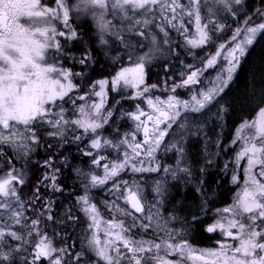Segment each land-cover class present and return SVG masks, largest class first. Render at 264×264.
<instances>
[{
    "label": "snow or ice",
    "instance_id": "6c2138e0",
    "mask_svg": "<svg viewBox=\"0 0 264 264\" xmlns=\"http://www.w3.org/2000/svg\"><path fill=\"white\" fill-rule=\"evenodd\" d=\"M59 9L62 11V20L65 26L69 24L70 9L65 0H56ZM192 4V11L187 12L189 16L195 12L196 21V35L195 39H188L186 43L193 48L200 47L207 43L210 39L208 32V25H201V16L199 15L196 0H190ZM217 3L222 5L223 9L229 12L233 11L232 5H240L242 0H217ZM160 5V11L163 14L165 9H170L172 12V18L168 19V23L176 28L177 31L183 28V24L173 23L178 19H182L180 11H184L179 3V0H171V3H167L166 0H117L116 7H119L120 14L124 18L132 19L128 14L129 7L133 10L143 9L144 14L147 15L152 11L150 6ZM9 5L11 11L7 10L4 6ZM61 11L56 8H45L41 5L40 0H0V33L8 32L13 29V26L21 32L24 30L17 22L19 17H36L45 18L48 27L36 29L46 39H51L50 48H58L59 43L55 42L57 29L53 25V21L61 18ZM167 19V17H165ZM135 24H143L145 27L150 23L149 20L135 21ZM224 25L216 23V31L223 30ZM163 30V29H161ZM264 30V23H261L255 27L246 28L244 39L240 42H236L237 36L240 35L239 29L232 36L233 47L227 49L226 53L221 50L225 49V44H220L219 48L214 56L209 58L205 64V70L213 68L217 63V57L223 55L224 60L227 62V67L217 75L213 83V87L207 90H202L198 94L193 91L190 101H182L177 99L174 95H169L167 101L157 100L155 103L152 100L148 101L149 106L153 110V114L147 115V120L142 121L141 117L145 115L144 112L139 114H130V118L133 121H137L136 131H142L144 140L142 143L137 142L135 136L131 139H125L119 143H114L109 139H103L97 135L96 138L91 140V149H101L103 147L119 148L121 145H126L127 149L131 150V154L126 150L124 153V159L120 163H111L104 167L103 177L97 175H91L90 185L92 187L102 186L106 181L117 177L118 174L124 170L125 167H131L133 173L137 172H156V167L151 166L156 163V153L161 149L164 142L165 135L173 124L177 122V118L181 117L182 112L187 113H200L208 105L212 104L217 97L225 91L230 82L233 80L234 74L237 72L239 65L243 57L245 56L248 47L251 46L256 39L257 35ZM187 30L185 29V32ZM75 32L71 33V37L75 36ZM60 36H64V32H59ZM70 37V38H71ZM4 41L0 38V61H7L13 69L17 68V65L10 57L3 53L2 45ZM33 43H38L33 41ZM43 47V45H40ZM37 54H39L37 52ZM131 59V57H130ZM30 62V61H29ZM145 63L137 62L132 68H123L117 72L115 77L111 80V87L115 89L120 83L125 86L137 89L140 85L144 84V72ZM32 67L36 69V75L41 79L38 82H34L30 89L26 90V95L21 99V102L15 107L14 110H5L0 112V126L2 128H11V133L6 136L3 132H0V143H11L15 148L19 149L21 146L17 143V137L21 138L24 142L23 146L27 147V142L30 140L33 144L39 143L38 132L32 131L31 127H28L26 131L30 134L25 137L23 133L16 131L17 124H23L26 126L32 125L37 120L43 121L48 109L45 107L52 101L57 99L63 100L69 95V93L75 88L72 80L70 79V73L64 70H58L51 65L41 67L40 65L32 64ZM59 72V76H62L64 81L60 79H48L45 78V73ZM202 74L200 70L192 71L182 84L176 85L173 88L188 87L196 85L199 82V76ZM15 76V74H14ZM4 77H0L2 80ZM109 81L100 80L97 82L100 90L95 91L94 95L100 98L99 103L91 105L87 104V100L90 96H80L79 100L84 103L81 104L78 111L80 118L76 120H67L64 116L63 109L57 114L58 118L55 120L47 121L48 124L53 127L54 131L49 133L50 136H60L63 138L65 131L68 127L75 126L77 128L84 129L85 132L96 133L101 127L103 122H107L110 112L106 116H101L100 112L105 102L106 92L105 88ZM155 87V85H153ZM149 91L148 87H144L142 92H137V95H142ZM227 109H221L222 113ZM99 117V120L97 119ZM187 119V115L184 116ZM152 122V127H148V122ZM15 122V123H10ZM165 124V128H161L160 125ZM180 127H184L181 123ZM244 129H247V134H244ZM238 135L234 138L233 143L237 140L243 142L241 150L236 155V164L239 166V162L243 159H247V165L244 168V185L240 192L236 194L233 204L225 207L222 210H217L216 215L220 216V219L208 226L206 231L213 233L217 230L225 237H229L234 241H238V244L233 247L229 243H222L218 250H205L200 257H196L198 260H204L205 257L211 259L205 260V264H264V182L257 179V176L253 173V170L259 166V176L264 177V108L260 109L258 119L249 124L245 122L237 130ZM74 140L79 141L81 136H74ZM164 151H174L177 154V162L175 168H165L164 171L171 173L173 178H177V173H189V168L181 167L182 159L185 155V148L180 143H173L171 146L164 148ZM85 155H92L91 151L85 152ZM103 159V157H101ZM100 161L93 158L92 163L98 164ZM148 163V167L142 166ZM44 166L52 169V172L45 177V181L50 180L52 183L48 185L53 192H62L63 188L58 184V170L55 169L52 160H45ZM227 170V165H225ZM79 171V170H77ZM237 182V176L233 174L232 183ZM26 181L24 174L17 169H13L12 172L7 174V178L0 179V264H10L13 252L23 251V245L31 243V237L35 233L38 237L33 247L32 260L26 262V264H37V261L41 258L47 259L48 264H93L92 261L85 259L83 251L74 253L69 257L68 247H62L57 249L53 246L51 238L47 237L41 229L37 228V225L41 224L42 219L53 223H65V220L56 221L52 215L53 202L48 199L43 204L39 205L40 210L37 211L36 205L43 198L39 194V189H36L34 195L30 198V203L33 205V211L36 213L35 218L31 219V223L28 224V218L25 215V202L18 195V189L16 184L23 186ZM43 183V182H40ZM120 184L125 186L127 194L124 196L125 202L135 209L137 213L143 212L142 199L143 194L139 189V186L133 182L132 187L128 186V182L122 181ZM120 184L114 185V190L119 192ZM156 192L160 193L161 189L157 184ZM77 204L81 206V211L85 214V217L90 221L89 230L98 228L99 219L98 212L94 205L89 203L87 195L78 197ZM122 211V209H117ZM7 215V220L4 219ZM66 220L75 225L78 221L77 218L71 215L70 210L66 211ZM144 219L150 222L159 223V213L149 214ZM194 219H198L194 217ZM136 217H133V226H135ZM151 224H140L141 228H148ZM23 229L24 231H17L16 229ZM111 229H118L115 233H112ZM235 230V232L233 231ZM127 229L124 228L122 223H111L109 225V231L106 235L113 237L112 239L105 240L103 243L97 236L95 231H92L91 237L88 239V248L94 253V255L104 262V264H122V252L120 248L116 247L115 241H120L123 248L127 250L130 256L127 257L128 264H146L148 257L144 256L145 253H150L153 248L159 250L161 247L165 251L173 250L180 255H188L192 258L191 254L193 250L185 243H167L153 244L151 241L144 240H132L126 236ZM11 238L14 241H21V245L15 249L9 247V250L4 251V245L7 244V239ZM115 253L112 255L111 253ZM69 257V259H65ZM157 264H174L172 261L165 260L163 257H153ZM25 264V262H22ZM179 264V262H175Z\"/></svg>",
    "mask_w": 264,
    "mask_h": 264
},
{
    "label": "rangeland",
    "instance_id": "374dc122",
    "mask_svg": "<svg viewBox=\"0 0 264 264\" xmlns=\"http://www.w3.org/2000/svg\"><path fill=\"white\" fill-rule=\"evenodd\" d=\"M200 1V0H197ZM246 1V0H244ZM167 3H171V0H166ZM180 5L182 6V9L184 11L178 10L180 13V16L182 19H178L176 21H173V23L177 24H183V28L177 31L176 28H173L167 21L168 19L172 18V12L170 9H165L164 13L162 14L160 11V5L157 4V6H150L152 13L155 8L157 7L158 12L160 13H155L156 15L159 16V18L162 21L161 24L155 22L156 19L152 16H143L144 10L141 11V9L133 10L132 8L129 7L128 9V14L132 19H129V22L123 23L126 18L123 19L122 21V31L124 30L125 33H131L132 36L135 39V43L133 44L131 41L128 43H124L123 47L125 49H128V52H123L127 58H129V65L122 64L116 70H112V57L113 53L120 51L119 45L116 41L112 40L109 43L105 45H101L98 43V40L94 41V46L95 50H97L96 54L92 57H90L93 62L89 66L87 63V67L85 64L84 70L81 72H77V69H79L82 65V63H77V60H80L78 55H73L71 53L70 55H67V57H61L57 56L54 58V60L58 61L61 63V61L65 62L63 59L67 60L68 65L66 71L70 73V79L72 80L73 84L75 85V88L69 93L68 98L65 99V101L61 104L59 100H56L53 102V105L57 103L55 106H64L63 107V113L64 115L66 114L65 118L69 121L71 120H76L80 118V113L78 111L79 107L81 104H83V101L79 100V97L84 95V96H90V99L87 100V104L91 105L94 103H99L100 98L96 97L94 95L95 91H99V85L97 84L98 81L100 80H107L109 81L108 85L105 88L106 92V97H105V102L103 104V107L101 109L100 115L101 116H106L108 112L111 113V115L108 117L107 122H103L101 124V127L97 130L96 133H91V132H85V135L87 138L85 139V146H87V149L83 150V154L85 152L91 151L94 153V155L91 157L92 159L89 162H84V167L79 170V172H76L75 175L72 177L74 180H80L81 176V181L83 182V190L80 191V189H75L73 191H70V195H68V207L67 209H63L62 211H53L52 215L56 221L59 220H65V223L60 224V223H53L47 220H43L41 224L37 225V228L41 229L43 234L46 236L49 235L51 232V240L53 242V246L56 247L57 249L62 248V247H68L69 250V257H71L74 253L76 252H81L83 251L85 254V259L90 260L93 262V264H104L102 260H99L94 253H92L89 248H88V239L92 235V231H95L101 242L103 243L105 240L112 239L113 237H110L106 235V232L109 231V225L111 223H122L124 228L127 229L126 231V236L132 240H144L146 241V236L143 233V229L140 227V224L142 222L141 220L136 219L135 220V226H133V215L130 214L128 211L129 208L126 205L124 196L127 194V190L125 189V186L123 184H120L122 181L128 182V186L132 187L133 182L139 186V189L142 191L143 194V201L146 204L147 211H170L166 210L169 207V204L167 202L164 203V200H168L169 195H170V188L173 187V181L176 179L173 178L171 173L165 172V168H175L172 165H167L164 163L163 165L159 163L158 158H159V153L156 154V163L155 165H151L153 167H156L158 165V170L156 172H137L133 173L131 171V167H125L123 171H121L117 177L112 178L111 180H108L105 182L104 185L102 186H96L92 187L90 185V177L91 175H97L100 177H103L104 175V167L106 164L110 166L111 163H120L124 159V153L127 150L129 154H131V150L127 149L126 145H121L119 148H108V147H103L101 149H91V140L93 138H96L98 135L101 138V141L103 139H109L113 141L114 143H119L122 140L125 139H131L132 136H137L139 132L136 131V124L138 123L137 121H133L130 118V114H139V112H146L149 110V104L148 101L152 100L154 103L159 100V101H167L169 95H174L177 99L182 100V101H190L191 96L193 94V91H195L197 94L202 91V90H207L208 88L213 87V83L215 81V78L217 77L218 74H220L224 68H226L227 62L224 60V57H221V59L224 60V62H219L215 69L212 71L210 70V73L208 69L205 70V64L206 61L210 58V56H207L206 52L203 53L202 55H198L199 52H193L192 56H189L188 58H184L183 55V50H190V51H195L196 49L201 48L202 46H206V44L201 45L200 47L193 48L191 45L186 43V40L188 39H195L197 38L196 35V21H195V12L192 13L191 16H194L193 20V29L189 27L191 23L190 16L187 14V12H191L192 8H189V6H192L190 3V0H179ZM196 5L199 9H202V13L199 12V15L204 17L207 15L208 12L212 11V8L216 5H219L217 3V0H201L200 2H196ZM247 6V3L245 2L243 4V7H240V10L245 9ZM141 11V12H139ZM149 14V13H148ZM121 14L119 12L116 13V16L119 17ZM167 17V19L165 18ZM165 19V20H164ZM143 21V20H149L150 23L147 25L148 32H153L155 33L160 39L162 40L165 48L167 49V56L161 59L156 60L153 63L146 64L145 65V72H144V84L140 85L139 88L133 89L130 87L125 86L123 83H120L116 86L115 89H112L111 87V80L115 77L116 73L121 71L123 68H132L135 66L137 62L132 57V53L136 49H142L145 47V41H144V34H140L141 31L143 33L147 30H145L143 24H135V21ZM254 23H250L249 25H246V28L248 27H254ZM256 25V24H255ZM257 26V25H256ZM163 29V30H161ZM185 29L187 30L185 32ZM176 32H181L185 33V38L179 39L177 38ZM173 35V36H172ZM215 43L218 41H214ZM215 47V45H214ZM182 52V53H180ZM180 54V55H179ZM183 54V55H182ZM173 55H177L178 62H170L169 64H175V66L178 65H183L185 67L186 63L190 64L193 63V61H198L200 60L201 62V67L198 69L202 72V74L199 76V81L200 83L198 87L194 86H189L188 88H181V90H178L177 93L179 94H165V95H160L157 89H160L157 84V76L154 74L152 77V73H150V76L148 74V70H159L161 69V65H167V63L171 60V57ZM198 55V56H197ZM54 56V55H52ZM188 56V55H186ZM49 56L45 55V59L43 61L45 66H48L49 64ZM122 56H116L114 61L117 62L119 58ZM131 57V59H130ZM53 59V58H51ZM165 60V61H164ZM186 62V63H185ZM66 63V62H65ZM222 63L224 66H222ZM67 64V63H66ZM54 68L59 69L58 65H52ZM148 67V68H146ZM181 67V66H180ZM173 68H175L173 66ZM94 69H97V71H94ZM177 70V69H175ZM186 70V69H185ZM183 70V74H180V77H186V75L191 71ZM160 72V71H158ZM157 72V73H158ZM156 76V77H155ZM21 79H24L23 75L20 77ZM51 78L53 79H60L62 82L67 83V81H64L62 76H59V72H52L51 73ZM151 79V81H150ZM153 79V80H152ZM150 81L151 83H147V81ZM155 85V87H153ZM77 87L79 89V92H77ZM144 87H148L149 91L147 93H143L142 95H137V92H142ZM29 89L27 85H24L23 87L20 88H13V92H18L15 96V107L21 102V99L26 95V90ZM139 96L143 97V103L140 105L138 102V98H131V96ZM9 95L8 92H6L4 86L0 84V106H3L4 104V99L5 96ZM218 98V97H217ZM51 103V102H50ZM48 104L45 105L46 108H49L47 106ZM112 106H114V110L116 107L117 112H115V118H113V124H112ZM259 106V105H258ZM256 106V107H258ZM66 107V108H65ZM264 108V105L255 110V113L253 116L245 117L241 121L240 119L236 122H234L231 127L229 128L228 131V137L226 138L228 144L227 147L224 148L225 153L228 155V158L226 160H223L222 162V170L228 171L224 172V175L227 178V186L229 188V193H230V200L229 203L226 207L230 206L233 204L234 198L236 197V194L240 192L242 186L244 185V180H245V175H244V168L247 165V159H243L239 162V166L236 164V155L237 153L241 150L243 142L240 140H237L236 143H233L234 138L238 135L237 130L243 125L245 122L251 124L253 121H256L258 119V114L260 112V109ZM255 109V108H254ZM52 112V113H51ZM217 112L221 114V109H218ZM49 113L53 114L52 116H49ZM60 113L58 111H52L51 109L48 110L46 113L47 116H45L44 120L41 123V127L44 129L45 125L48 124L47 121L49 120H55L58 118L57 114ZM215 115L207 118V121L205 119H200L197 120V118H192L190 113H183L181 114V117L177 118L176 126L179 128L180 133L182 134L185 130L184 128H191V132H195V129L197 130H202L205 126L206 128L209 127H214V126H219V131L223 128L225 125V119L224 116L221 115ZM187 115V119H184V116ZM99 120V117H97ZM142 119V117H141ZM241 121L240 123H238ZM193 122V123H192ZM10 123H15V122H10ZM183 124L184 127H180V124ZM238 123V124H236ZM212 124L213 126H210ZM23 125V124H20ZM77 127L71 126L68 127L67 136L73 135L76 136L77 132ZM82 133V128H79ZM12 129L11 128H2L0 126V132H3L4 135L8 136L11 133ZM16 131L23 133L19 128V124L16 125ZM247 129H244V134H247ZM28 132V131H25ZM24 135V134H23ZM25 137L29 136V134H25ZM181 136V141H184L187 139L189 136L187 135H179ZM220 137V132L217 134V141ZM17 143L20 144L21 146L19 149L15 148L11 143H0V179L7 178V174L12 172L13 169L20 170L24 174L25 178V185L20 186L16 184L15 186L18 189V195L21 197V199L25 201H30L28 196H24L25 192L29 193L33 189V177L35 175L33 167L31 165H34V146L33 143L29 140L27 142V147L23 146V141L21 138L17 137ZM219 142V141H218ZM43 144V141H39L38 145ZM39 147V146H38ZM37 151L38 154H40V151H42V145L41 147L38 148ZM209 149V147H208ZM207 150V149H206ZM217 151L213 154L212 157L208 156L205 158V163L207 165H212L213 163V158L216 156ZM15 157V158H14ZM103 157V159H101ZM162 157V156H161ZM160 157V158H161ZM93 158L99 160L100 162L98 164H93ZM25 159L28 160L29 164H26ZM40 160V161H39ZM45 160L41 157L40 155H37L36 159V164L35 166H39L42 164ZM225 165H227V170H225ZM142 166L148 167L149 164L145 163ZM101 168V170L97 171L96 169ZM205 168V167H204ZM36 169H38L36 167ZM206 169V168H205ZM253 173L257 176V179L260 180L261 182H264V177L259 176V166H257L254 170ZM235 174L237 176V182L232 183V176ZM40 175V173H39ZM178 177V173H177ZM30 179V180H29ZM112 184L110 185V183ZM115 184H120V189L119 192H116L114 190V185ZM157 184H159L161 192L157 193L156 192V187ZM70 186V185H69ZM79 186V185H77ZM76 186V187H77ZM72 187V186H70ZM100 187V190L97 191V196L95 198L94 194L96 193L95 188ZM110 187H112V191H110ZM71 193H73L71 195ZM112 194V200L110 199V196ZM87 195L89 198V203L91 205H94L97 212H98V219L100 221L98 228L89 230L88 225L90 221H88L85 217V214L81 211V206L77 204V198L82 197ZM47 195L44 193L43 198L46 199ZM172 198V197H171ZM58 199V198H57ZM171 202V201H170ZM26 203V202H25ZM28 204V203H27ZM165 207V208H164ZM167 207V208H166ZM203 209L207 208V203L205 206H203ZM117 209H122V211H117ZM27 210L30 211V206L28 204ZM26 210V211H27ZM70 210L71 215L75 216L77 218V223L73 225L70 221L66 220V216L64 215L66 211ZM25 211V213H26ZM162 213V212H159ZM155 214V213H154ZM27 223H31V219L35 218V213L33 211L29 212ZM159 224L164 225L163 221L164 220H172V218L160 215L159 214ZM5 220H7V215L4 217ZM131 229H136V233H131ZM154 229V228H153ZM162 229V230H161ZM167 228H159L157 230H160V235L157 241L152 242L153 244H161L162 242H167V243H180V241L176 240V237L178 236L177 233L175 232L176 235L169 234L166 235L164 233V230ZM17 231H20L19 228L16 229ZM80 233V238L74 236V233L78 231ZM155 230V229H154ZM155 230V231H157ZM24 231V230H23ZM112 233H115L118 231V229H111L110 230ZM235 232V230H233ZM73 235V236H72ZM159 235V234H158ZM38 237L33 234L31 237V243L24 244L23 245V251L19 252H13V255L16 256L17 259H19V262L16 264H22V262H26V259L29 260V262L32 260V252H33V247L34 244L36 243ZM77 239V240H76ZM10 242V245H13L11 248L15 249L21 245V241H14L11 238L7 239ZM229 244H231L233 247H235L238 244V241H228ZM216 243V242H215ZM214 243V245H215ZM116 247L120 248L122 252V264H128V259L127 257L129 256L127 254L126 249L123 248L122 244L120 241H115ZM163 248V247H162ZM165 250V249H164ZM218 250L216 247L213 248V251ZM8 251V250H7ZM166 252H175L173 250H168ZM112 255H115V253H111ZM261 254V253H260ZM69 257H66L65 259H69ZM161 257H163L165 260L172 261L173 257L167 253L163 254Z\"/></svg>",
    "mask_w": 264,
    "mask_h": 264
},
{
    "label": "flooded vegetation",
    "instance_id": "af4514ba",
    "mask_svg": "<svg viewBox=\"0 0 264 264\" xmlns=\"http://www.w3.org/2000/svg\"><path fill=\"white\" fill-rule=\"evenodd\" d=\"M201 1V0H200ZM197 1L196 2H200ZM212 0H210L211 2ZM67 3L68 0H65ZM247 3V6L245 9L240 10V7H243L244 3ZM40 3L45 8H56L58 11H61L56 3V0H40ZM193 6H189V8H192ZM233 11L229 12L223 9L222 5H216L212 8V11L208 12L206 16H201V25H208V32L210 39L206 43V48L204 53L206 52L207 56H214L219 48L220 44H225V49L221 50L222 52L226 53L227 49L233 47L232 43V36L233 33L239 29L240 35L237 36L236 42H240L244 39L245 34V27L246 25H249L250 23H254V27L256 25H259L261 23H264V0H242V3L240 5H232ZM199 12L202 13V9H199ZM191 23L189 27L193 29V20L194 16H190ZM126 21H129V19L126 18ZM220 23L224 25L223 30L216 31V23ZM256 24V25H255ZM53 25L57 29V34L55 37V42L59 43L58 48H49L45 55L49 56V63L51 65H58V70H64L66 71L68 62L67 60L63 59L65 62L61 61L58 62L54 60L57 56L61 57H67V55H70L73 53V55H78L80 60L76 59L77 63H82L81 67L77 69V72H81L84 70L85 64L87 63L89 66L93 62L91 58L86 60L87 57H93L97 50H95L94 41L98 40V37L94 33V29L91 27L90 22L87 19H81L78 16H75L74 14L70 13L69 15V24L67 26L64 25L62 20V11H61V18L54 20ZM84 25V26H83ZM59 32H64V36H60ZM75 32V36L71 37V33ZM94 35V36H93ZM71 37V38H70ZM218 41V42H214ZM254 44L248 47L247 52L257 44L258 42L261 43V46L263 48L264 46V30H262L254 40ZM215 45V47H214ZM54 55V56H52ZM121 56H124V54H121ZM223 55L220 57H217V63L224 62L223 59H221ZM53 58V59H51ZM115 59V57H113ZM128 59L125 57H121L117 60L116 64L118 66L124 64ZM86 64V67H87ZM222 66L224 64L222 63ZM227 67V64H226ZM212 70L215 69V66L211 68ZM233 81V80H232ZM232 81L228 85V87L225 89V93L223 96L218 97L212 104L207 106V111H201L200 113H191L192 118H197V120L205 119L207 121V118L211 117L212 115L215 116L219 114L217 112L218 109H227L226 107V100L225 95L228 92V89L230 85L232 84ZM227 111V110H226ZM226 111L222 113V116H224V119L226 118ZM145 115L142 116V121H144V117H146L149 114H153L152 108L149 106V110L144 112ZM255 113V110L253 109L252 113L248 116L249 118L253 116ZM221 115V114H219ZM65 116V115H64ZM245 118V117H243ZM243 118L240 120L242 121ZM147 120V119H146ZM239 121L238 123H240ZM41 123L36 121L32 125L28 126L31 127L32 131L38 132L39 135V141L41 140V137H43V133H45L46 137L45 140L47 143L45 144V149L48 150L46 152L45 150L40 151L41 157L44 160H52L55 169L58 170L57 176H58V184L63 188L62 192H53L51 188L48 186L52 182L50 180L45 181V177L48 176L52 169L47 168L44 166V162L40 164L39 166H35L36 159L38 151H37V145L33 144L34 146V165H31L34 170V177H33V189L30 192V198L34 195L36 192V189H39V194L43 198L44 193H46L47 197L46 199L40 200L37 205L35 206L37 211L40 210L39 205L43 204L45 200L50 199L52 204V212L53 211H62L63 209H67L68 207V195H70V191H73L74 189H80L83 190V182L80 180H74L72 177L75 175L76 172H79L77 170H80L83 167L84 162V154L82 153L84 150V132L80 133L79 131L76 133V136H81L82 139L79 141H76L71 138L76 143H69V138L67 137L68 133L67 130L65 131V134L63 138L60 136H50L49 133L53 132L54 129L51 126L45 125L44 129L41 127ZM193 123V122H192ZM225 123V122H224ZM236 123V124H238ZM234 125V124H233ZM232 125V126H233ZM210 126H213L210 124ZM148 127H152V122H148ZM160 127L163 129L166 127L165 124L160 125ZM21 130H25L26 128H21ZM42 128V129H41ZM218 126L209 127L206 128V126L202 130L195 129V132H191V128H184V132L181 134L179 128L176 126V123L173 124L172 128L168 130V132L165 135L164 142L161 146V149L157 151L159 153L158 161L162 165L166 163L167 165H172L176 167L177 162V154L174 151H164V148L167 146H171L173 143H180L185 148V155L182 159L181 167H187L189 168V173H178V177L173 181V187L179 188L180 190H193L194 194L198 199L201 200L203 206L207 203V208L202 209L200 213H192L188 217H181L177 211L172 210L171 208H167L166 210L170 211H154V213H159L160 215H164L167 217L172 218V220H164L162 224H157L155 222H150L147 219H144L149 214L154 213L152 211H147L146 204L142 199V204L144 206L142 213H137L134 211H128L130 214H132L136 219L141 220L145 224H151L150 227L144 228L143 233L146 236V241H152L155 242L159 238L160 230H157L159 228H167L164 230V233L169 236V234L176 235V240L180 241V243H187L191 249L193 250L191 256L192 258H189L188 255H180L176 251L175 252H166L164 248L161 247V249L157 250L155 248L152 249L150 253H145L144 256L148 257L146 264H157L156 260L153 259V257H161L163 254L169 253L173 260L172 262H179V264H205V260L211 259L209 257H205L204 260H198L196 259L195 255H198L197 257H200L202 253L205 252V250H213L214 247L217 249L220 248V245L222 243H229L228 241H231L232 239L229 237H225L221 234L219 230L209 233L206 231L208 226L213 225L216 220L220 219V216L216 215L217 210L224 209L228 203L230 198L229 188L227 186V178L224 175V171L222 170V162L223 160H226L228 158V155L225 153L224 148L227 147V140L228 134H226L225 137H223V131L222 129L219 131ZM216 131L218 134L220 132V137L218 141H216V144L214 145L215 151H217L216 156L213 158L214 163V169L212 168L211 171L215 173V175L219 176L222 180L225 179L226 183V201L222 203H212L211 205L208 204L207 201L204 202V195L202 192V185L204 183V174L205 172H208L209 170L204 168V165L202 163H205V158L208 156V151L206 150L209 145V139L211 132ZM22 131L23 134H27L28 132ZM83 131V129H82ZM179 135H187L189 136L184 141H181V136ZM136 141L142 143L144 140L143 132L139 131L137 136H135ZM191 142H196L197 146L200 148L198 152L194 154L188 153V145ZM207 145V146H206ZM57 149V150H56ZM156 153V154H157ZM69 154V155H68ZM162 156V157H161ZM161 157V158H160ZM40 161V160H39ZM212 163V164H213ZM60 164V165H59ZM199 164L198 170L201 175V178L199 179V183L197 186L194 185V165ZM206 164V163H205ZM155 165V163L153 164ZM207 165V164H206ZM36 167L38 169H36ZM40 173V175H39ZM68 178H71L73 181V184H71L72 187H70L66 181ZM63 179L65 181H63ZM43 182V183H40ZM112 182L110 183V185ZM79 185V186H77ZM77 186V187H76ZM78 191V190H76ZM110 191H112V187H110ZM73 193H71L72 195ZM58 198V199H57ZM110 199L112 200V194L110 196ZM174 197L168 200H164V203H169L170 201H173ZM165 208V207H164ZM30 211H33V205L30 204ZM194 217H197L198 219H194ZM199 225L200 226V234H190L189 227L191 225ZM157 230V231H155ZM162 230V229H161ZM131 233H136V229H131ZM159 234V235H158ZM202 235V236H200ZM203 235L206 238H203ZM202 239V242H199ZM204 240V241H203ZM216 242V243H215ZM215 243V245H214ZM122 244V243H121ZM127 251V250H126ZM127 254L130 256V254L127 252ZM264 255V254H263Z\"/></svg>",
    "mask_w": 264,
    "mask_h": 264
},
{
    "label": "clouds",
    "instance_id": "9594fccd",
    "mask_svg": "<svg viewBox=\"0 0 264 264\" xmlns=\"http://www.w3.org/2000/svg\"><path fill=\"white\" fill-rule=\"evenodd\" d=\"M67 4L70 13L90 22L95 35L98 37L99 44L105 45L114 40L118 43L121 51L128 52L123 44L129 41L135 43L131 33L122 31L124 17L122 14L119 17L116 16L117 12L120 13L119 7H116L117 0H68ZM4 7L11 11L9 5ZM17 22L24 30L23 32L13 26L11 31L0 33V38L4 41L2 45L3 53L17 65V68L13 69L7 61H0V77H4L0 80V84L9 93L5 96L3 106H0V112L15 109V96L19 93L13 92V88L18 89L27 85L30 89L34 82L41 79L36 75V69L32 67V64L45 66L43 63L45 53L52 43L50 33L46 39L40 32L36 31L38 28L43 30L48 27L45 18L22 16L19 17ZM33 41L38 43H33ZM144 41L145 47L136 49L131 54L135 62L150 64L167 56V49L155 33L146 32ZM40 45H43V47H40ZM119 55L120 51L113 53L114 57ZM21 75L24 79L20 78ZM45 78L53 79L51 73H45Z\"/></svg>",
    "mask_w": 264,
    "mask_h": 264
},
{
    "label": "trees",
    "instance_id": "16d2710c",
    "mask_svg": "<svg viewBox=\"0 0 264 264\" xmlns=\"http://www.w3.org/2000/svg\"><path fill=\"white\" fill-rule=\"evenodd\" d=\"M182 53V52H180ZM185 53V52H183ZM180 55V54H179ZM183 55V54H182ZM185 53L184 58H190L189 56H186ZM198 56V55H197ZM177 55H173L171 57V60L167 63V65H161V69L155 70H149L148 74L150 76V73H152V77L154 74L157 76L156 84L160 89H157L160 95L165 94H179L177 93L179 88H175V91H173V88L176 85L181 84V78L180 74H183V70L189 69V67L197 68L201 62L193 61V63L187 64L185 67L183 65L173 66L172 64H169L170 62H176L178 60ZM165 61V60H164ZM178 62V61H177ZM181 66V67H180ZM177 69V70H175ZM94 71H97V69H94ZM160 71V72H158ZM187 71V70H185ZM158 72V73H157ZM155 76V77H156ZM153 80V79H152ZM151 81V79H150ZM149 80L147 83H151ZM226 100V118H225V125L222 128L223 131V137L226 136V134L229 131V128L231 125L238 121L239 119L243 117H248L253 109L256 110V106L263 105L264 104V46L262 48L261 43L258 42L252 48L245 54L243 57L241 64L238 67L237 72L234 75L232 84L230 85L228 92L225 95ZM112 109L114 110V107L112 106ZM219 127V126H218ZM217 132L213 130L210 134V141H209V149H207L208 154L210 157L213 156L215 153L214 145L216 144L217 139ZM43 141V144L40 143V145H37L41 147L43 151L45 150L48 152V150L45 149V144L47 143L46 140ZM199 147L197 146L196 142H191L188 145V153L194 154L199 151ZM15 158V157H14ZM26 164H29L28 160L25 159ZM204 167L209 170L208 172H205L204 176V183L202 185V192L204 195V202L207 201L208 204L212 203H222L226 201V183L224 182L225 179H221L219 176L215 175L214 172L211 171V169H214V163L212 165H206L205 163H202ZM199 164L194 165V180L193 183L195 186L198 185L199 179L201 178V175L199 173ZM30 180V179H29ZM63 181H65L63 179ZM68 184H73V181L71 178H68L66 181ZM24 196L29 197V193L24 194ZM170 199L171 197H174V200L169 202V207L177 211L181 217H188L192 213H200L203 209L202 202L200 199L196 197L193 190H180L179 188L172 187L170 188ZM169 199V198H168ZM26 204H29V201H25ZM30 211H26L25 215L28 218ZM29 219V218H28ZM190 234H200V226L197 225H191L189 227ZM22 232L23 229H20ZM74 233V236L76 237L80 236V233ZM73 236V235H72ZM202 236V235H200ZM80 238V237H79ZM203 238H206L203 235ZM77 240V239H76ZM204 241V240H203ZM202 242V239L199 241ZM12 247L13 245H10V242L7 240V244H5L4 251L7 252L9 250V247ZM14 249V248H13ZM19 262V259L16 258L15 255H12V259L10 264H16ZM26 262H29V260L26 259ZM25 262V264H26ZM37 264H48V261H37Z\"/></svg>",
    "mask_w": 264,
    "mask_h": 264
},
{
    "label": "water",
    "instance_id": "95a60500",
    "mask_svg": "<svg viewBox=\"0 0 264 264\" xmlns=\"http://www.w3.org/2000/svg\"><path fill=\"white\" fill-rule=\"evenodd\" d=\"M129 205V204H128ZM129 207L131 208V206L129 205ZM131 209H133V208H131ZM134 211H135V209H133Z\"/></svg>",
    "mask_w": 264,
    "mask_h": 264
},
{
    "label": "bare ground",
    "instance_id": "6f19581e",
    "mask_svg": "<svg viewBox=\"0 0 264 264\" xmlns=\"http://www.w3.org/2000/svg\"><path fill=\"white\" fill-rule=\"evenodd\" d=\"M84 26V25H83ZM94 36V35H93ZM42 129V128H41ZM207 146V145H206ZM39 148V147H38ZM208 149V148H207ZM57 150V149H56ZM69 155V154H68Z\"/></svg>",
    "mask_w": 264,
    "mask_h": 264
}]
</instances>
